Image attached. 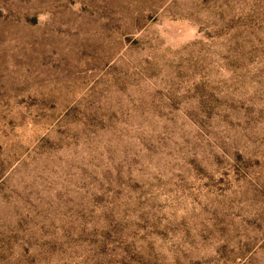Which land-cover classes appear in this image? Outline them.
I'll use <instances>...</instances> for the list:
<instances>
[{
  "label": "rangeland",
  "instance_id": "rangeland-1",
  "mask_svg": "<svg viewBox=\"0 0 264 264\" xmlns=\"http://www.w3.org/2000/svg\"><path fill=\"white\" fill-rule=\"evenodd\" d=\"M0 264H264V0H0Z\"/></svg>",
  "mask_w": 264,
  "mask_h": 264
}]
</instances>
